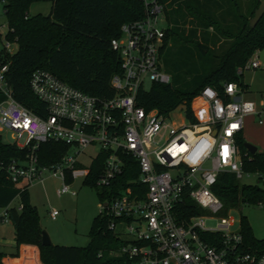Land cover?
Instances as JSON below:
<instances>
[{"label": "built area", "instance_id": "built-area-1", "mask_svg": "<svg viewBox=\"0 0 264 264\" xmlns=\"http://www.w3.org/2000/svg\"><path fill=\"white\" fill-rule=\"evenodd\" d=\"M138 1L143 17L120 24L118 36L109 40L120 68L110 76L114 91L110 97L82 92L38 68L27 81L44 105V114L37 115L14 100L5 78L7 63L0 61V131H8L16 147L26 148L23 160L6 164V177L21 189L41 182L47 172L60 181L57 196H73L76 192L68 183L83 181L90 163L102 152L94 186L107 189V195L98 197V215L107 220L106 228L117 240L107 250L117 264H264V253L243 249L229 210L220 213L222 203L211 190L221 172L242 177L235 139L241 135L244 117L253 115L260 123L264 110L241 98L242 91L234 82L224 83L221 94L210 86L202 87L193 97L195 107L190 104L194 120L186 123L173 124L170 111L162 114L138 106L136 94L145 81H170L159 58L164 5L161 0ZM1 29L0 25V55L1 51L10 54L14 42L5 38L6 24ZM258 65L252 59L244 67ZM199 107L205 113L202 120L194 114ZM46 141L66 146L59 160L47 166L37 159V148ZM89 146L97 151L85 165L78 158ZM111 186L116 187L114 191ZM184 199L202 212L179 218ZM47 215L55 220L58 212L50 209ZM5 219L3 209L0 220ZM204 219L214 223L206 225Z\"/></svg>", "mask_w": 264, "mask_h": 264}, {"label": "trees", "instance_id": "trees-1", "mask_svg": "<svg viewBox=\"0 0 264 264\" xmlns=\"http://www.w3.org/2000/svg\"><path fill=\"white\" fill-rule=\"evenodd\" d=\"M49 1L50 10L46 15L36 13L27 15L32 2ZM162 1V0H161ZM222 0H182L175 11L194 6L197 14L208 19L200 22L194 15L191 28L172 26L164 30L159 58L163 70L170 76L169 83L153 82L147 90L136 94V104L145 111L155 109L166 114L177 106H182L187 120L193 121L190 101L204 86L222 93V85L234 82L243 89L241 71L249 62L251 55L264 47V12L253 27H249L227 2L226 9L220 6ZM6 21V40L14 42L15 50L8 54L1 51L0 61L7 63L5 78L12 89V97L19 104L37 115L44 114V105L29 90L27 81L35 69H45L65 84L90 95L110 97L114 91L109 84L110 76L120 71L119 59L111 50L109 40L117 37L120 24L142 18L143 7L138 0H0ZM253 11L250 12V15ZM221 19V20H220ZM234 23L236 25H234ZM224 32L230 40L216 55L217 61L205 55V43L196 42L197 28L203 34L207 27ZM180 38L183 43H195L194 46L180 44L171 50L166 47L167 32ZM194 102L192 107H195ZM241 157V169L244 173H257L264 181L263 153H247L243 147L241 135L235 139ZM66 146L59 142L46 141L37 148V159L41 165L56 163L65 152ZM26 148L16 147L0 139V208L6 210V217L13 228L14 251L17 255L19 244H31L38 250V259L42 264H117L116 259L107 254V250L117 245L112 232L107 230L105 218L97 214L91 221L84 246L42 245L38 217L30 204L27 187L17 189L7 179L4 172L6 164L12 159L23 160ZM104 153L89 165V171L83 183L94 188L97 197L107 189H97L94 181L102 166ZM127 173L122 175V183ZM123 179V180H122ZM111 186L110 191L115 190ZM109 190V189H108ZM212 193L221 201V214L228 210H239L244 204H260L264 208V188L239 182L232 173L221 172L216 176ZM17 204L12 205L13 199ZM178 212L179 218L202 212L189 199H184ZM239 232L245 251L264 253V239L252 236L246 218L239 212ZM101 255L97 256V252ZM4 256L0 252L1 258ZM35 264V263H33Z\"/></svg>", "mask_w": 264, "mask_h": 264}, {"label": "rangeland", "instance_id": "rangeland-1", "mask_svg": "<svg viewBox=\"0 0 264 264\" xmlns=\"http://www.w3.org/2000/svg\"><path fill=\"white\" fill-rule=\"evenodd\" d=\"M234 7L235 11L242 17V20L248 24L249 19L259 5L260 1L264 0H227ZM165 11H167V4L165 0H162ZM50 10L49 1H37L32 2L28 9L27 15L31 16L36 13L46 15ZM188 13L197 17L200 22H207L208 19L203 15L197 14L194 11L193 4L190 3L188 7ZM170 14V11L167 12ZM164 17V14H163ZM6 21L2 13V4L0 3V25L1 31L4 30ZM166 23L160 22V26L164 27ZM172 26L169 25V28ZM187 30L188 28H185ZM201 28H197L195 34L196 42L205 43L206 48L204 53L209 56L213 63H216V55L226 46L230 40L224 32L220 30L215 31L213 27H207L203 34L200 33ZM3 33V32H2ZM166 47L171 46V50L176 48L180 44L194 46L195 43H183V41L167 32ZM3 44V38H0V48ZM16 48L15 45H11L12 51ZM255 59L258 62V67L249 69L242 68L241 81L243 83L244 92L241 93V98L249 99L254 102L255 107L264 110V47L260 50H256L250 57V60ZM249 60V61H250ZM162 65V63H161ZM163 68V67H162ZM150 86L148 81L143 84V89L147 90ZM242 91V89H241ZM195 100L192 98L190 104L192 105ZM196 117L200 120L205 118L203 108H197L194 111ZM169 120L173 124L186 123L187 119L184 115L182 106H177L168 113ZM264 121V113L261 117ZM242 139L250 144H254L259 152L263 153L264 160V123L261 126H256L254 123L249 125L245 124L242 131ZM0 139L5 143H12L13 139L8 131H0ZM97 151L96 147L89 146L79 156V161L83 164H88L90 158ZM240 183L256 185L260 188H264V181L258 179L257 173H243L239 179ZM70 189L75 190V195L68 193L57 196L55 190L60 185V181L56 177H52L43 172L42 181H34L27 187L30 204L34 206L38 222L41 230H44L50 239L51 244L62 246H84L87 241V233L92 219L98 214L99 199L96 195L94 188L82 182L81 179H75L68 183ZM12 205L17 204V199H13ZM55 209L58 215L55 220H51L47 211ZM3 209L0 208V216ZM239 212L243 214L248 223L252 236L256 239H264V208L260 204L247 205L244 204L239 210H229L228 215L233 219V229L239 230ZM218 216V215H217ZM204 223L213 224V220L204 219ZM13 228L7 219L0 220V248H8L12 243ZM41 263V262H40ZM42 264V263H41Z\"/></svg>", "mask_w": 264, "mask_h": 264}, {"label": "crops", "instance_id": "crops-1", "mask_svg": "<svg viewBox=\"0 0 264 264\" xmlns=\"http://www.w3.org/2000/svg\"><path fill=\"white\" fill-rule=\"evenodd\" d=\"M182 0H165L167 6V11L164 9V22L166 25L164 26V30L169 28L170 26H178L182 28H191V25H196L195 23L191 24V21L193 20L192 17L183 9L181 8L179 11H175L174 8L176 5L180 4ZM200 2V0H198ZM227 0H222L220 2V6L222 9H226L227 7ZM170 11V14L167 12ZM221 20V19H220ZM234 25H236L234 23ZM245 89H242V92H244ZM241 92V93H242ZM262 119V118H261ZM250 123L256 124V126H261L263 125L264 121L263 119L261 120L260 123H257L256 118L253 115H247L244 117L243 120V127L245 124L249 125ZM243 131V129H242ZM241 131V136L242 132ZM254 145V144H252ZM255 146V145H254ZM256 147V146H255ZM256 151L257 147H256ZM259 152V151H258ZM14 251V245L13 241L9 245L8 248H0V252L4 253V256L1 258V263L2 264H41L39 259H38V250L36 246L31 245V244H19L17 247V255L16 256H10V254Z\"/></svg>", "mask_w": 264, "mask_h": 264}, {"label": "water", "instance_id": "water-1", "mask_svg": "<svg viewBox=\"0 0 264 264\" xmlns=\"http://www.w3.org/2000/svg\"><path fill=\"white\" fill-rule=\"evenodd\" d=\"M263 12H264V1H260L257 8L253 11L252 17L248 21V26L253 27ZM243 147L249 154H253L256 152V147L250 144L249 142L244 141ZM40 243L42 245L50 244V239L44 230H41L40 232Z\"/></svg>", "mask_w": 264, "mask_h": 264}, {"label": "snow or ice", "instance_id": "snow-or-ice-1", "mask_svg": "<svg viewBox=\"0 0 264 264\" xmlns=\"http://www.w3.org/2000/svg\"><path fill=\"white\" fill-rule=\"evenodd\" d=\"M233 127H235V126H233Z\"/></svg>", "mask_w": 264, "mask_h": 264}, {"label": "bare ground", "instance_id": "bare-ground-1", "mask_svg": "<svg viewBox=\"0 0 264 264\" xmlns=\"http://www.w3.org/2000/svg\"><path fill=\"white\" fill-rule=\"evenodd\" d=\"M196 104V103H195Z\"/></svg>", "mask_w": 264, "mask_h": 264}]
</instances>
